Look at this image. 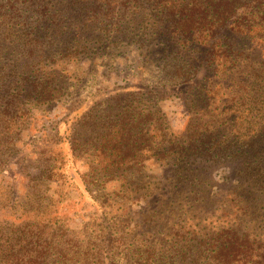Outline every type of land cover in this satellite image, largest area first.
Segmentation results:
<instances>
[{"label":"rangeland","instance_id":"rangeland-1","mask_svg":"<svg viewBox=\"0 0 264 264\" xmlns=\"http://www.w3.org/2000/svg\"><path fill=\"white\" fill-rule=\"evenodd\" d=\"M92 1L95 3L93 7L73 5L75 12L84 9L88 24L94 15L103 18V9L107 12L113 8L117 16L112 20L106 18L108 25L105 29L88 33L80 40L88 45L87 49L93 50H81L77 56H38L41 49L47 53L58 47L43 27L36 28L32 24V28L31 25L0 27V82L6 74L16 77L25 69L30 75L25 81L30 82L27 87L31 88L30 84L43 81L53 69H57L58 83L53 85L62 87L58 92L53 91L51 96L29 98L27 104L23 102L16 110L15 121L12 122V118L8 121L12 124L8 142L5 150L0 152V244H4L0 247V264H14L11 262L13 257L6 256L8 248L23 252V258L17 260V264H54L55 259H50L59 247V231L51 229L55 226H61L65 234L63 240L68 244L76 242L81 245L79 254L70 252L69 256L74 258L68 263L95 264V259L90 254L87 256V250L96 245L93 237L102 222L95 216L97 208L94 204L98 201L105 205L108 222L115 232L113 257L118 264L149 261L147 264H204L203 255L208 248L203 242L205 237L215 236L228 225L238 228L237 236L244 234L251 242L253 238L252 247L264 248V196L255 192L245 198L246 193L239 189L237 194H231L233 188L227 186L224 179L228 171L226 164L213 165L211 176L214 181L207 193L196 196L197 192L182 191L179 196L173 195L168 200L161 189L166 183L165 175L171 177L176 168L169 158L144 161L139 167L143 188L135 191V166H128L131 162L124 165L128 167L118 170L125 171L124 175L96 180V176L87 175L95 162L90 163L88 153H81L72 166L86 174L95 202L75 186L65 172L70 164L66 137L74 132V126L80 130V136L95 135L90 124L98 116L127 106L125 102L115 106L116 96L122 98V94L137 86L164 85L167 78L166 67L158 61V55H148L145 47L132 38L135 34V20H131L135 15V0ZM73 11L71 16H78L73 15ZM63 25H66L64 20L61 27ZM91 25L98 27V24ZM103 26L100 24L99 27ZM99 41H103L101 48L97 47ZM71 47L72 44L68 43V51ZM224 81L227 82L222 79L210 92V96H214H211L215 101L213 107L218 106L220 110L232 104L227 97L230 87ZM9 90L12 89L9 87ZM106 98L110 99V105L102 102ZM140 107L145 111L158 108L163 113L164 127H168V132H182L187 123L197 117L187 96L177 90H167L149 102L144 100ZM86 113L87 118L83 121L88 123L84 124L81 117ZM228 124L230 128L232 123ZM74 168L69 171L74 173ZM221 191V195L207 200L209 193ZM158 193L162 194L161 198L152 202ZM148 200L151 202L147 203ZM29 208L31 216L22 220ZM42 226H46V231ZM46 245L48 259L45 261L42 249ZM72 249L76 250L70 247ZM92 249L89 253L93 252ZM149 249L153 250V256L146 262L138 253ZM183 252L187 253L186 256H176ZM28 256L38 258L35 262L26 261Z\"/></svg>","mask_w":264,"mask_h":264},{"label":"trees","instance_id":"trees-1","mask_svg":"<svg viewBox=\"0 0 264 264\" xmlns=\"http://www.w3.org/2000/svg\"><path fill=\"white\" fill-rule=\"evenodd\" d=\"M74 4L93 7L95 3L92 0H0V27L24 28L31 24L36 28L43 27L58 47L47 53L41 49L38 56H77L81 50H93L87 49L88 45L80 40L88 33L105 29L108 25L106 18L112 20L117 15L113 8L107 12L103 9V18L94 15L88 24L84 9L75 12ZM63 9L66 11L63 12ZM71 11L78 16L72 17ZM62 20L66 25L61 27ZM131 20H135L132 38L145 47L148 55H158V61L166 67L165 84L137 86L122 94V98L116 96L115 106L124 102L127 106L122 105L116 111L98 116L90 124L95 135L80 136V130H76L75 126L72 128L74 132L66 137L65 143L70 158L65 172L75 186H79L95 202L86 174L72 166L78 156L86 152L91 158L90 163L95 162L87 175L96 176V180L105 181L115 175H124L125 171L118 170L135 166V191L143 188L139 167L144 161L169 158L176 168L172 170L171 177H164L166 183L161 190L163 195H167V200L173 195L179 196L182 191L197 192L196 196L207 193L209 186L213 185L212 167L216 164H226L228 171L224 179L227 186L233 188L231 194H237L239 189L246 193L245 198L255 192L264 196V0H135V15ZM92 23L98 24V27L92 26ZM100 24L104 26L99 27ZM70 36L72 39H68ZM100 42L98 48L103 44V41ZM68 43L72 44L71 51L67 49ZM22 70L24 73L16 77L6 74L0 82V152L5 150L8 142L12 126L8 121L11 118L12 122L15 121L16 110L23 102L27 104L29 98L51 96L53 91L58 92L62 88L53 85L58 83L57 69H53L51 76L43 81L30 84L31 88L27 87L30 82L25 81L30 75ZM24 74L26 77H23ZM222 79L227 80L224 82L230 87L227 97L232 103L225 106V110L213 107L214 96H210ZM167 90L182 92L190 106L195 107L197 117L189 121L182 132H168V127H164L163 113L158 108L145 111L144 107H140L144 100L149 102ZM108 101L110 99L106 98L102 102H106L107 106L110 105ZM85 116L81 117L82 121L87 118V113ZM229 122L232 123L230 128ZM128 162L131 164L124 166ZM71 167L75 169L74 173L69 171ZM167 172L165 170V174ZM222 192L209 193L207 200ZM161 196L158 193L152 202H157ZM94 206L97 208L96 219L102 222L93 237L96 245L87 250V256L90 254L95 264H118L113 257L115 232L108 222L106 207L99 201ZM30 212L29 208L22 220L30 217ZM42 228L46 231V226ZM51 229L59 231V247L52 253L50 261L55 259L54 264H75L68 263L74 258L69 254L71 251L79 254L81 245L64 241L61 226ZM237 230L228 225L215 236L205 237L203 242L208 248L203 255L204 264H264V248L252 247L254 239L251 238V242L244 234L237 236ZM42 236L45 234L42 233ZM3 245L1 243L0 247ZM46 247L48 245L42 249L45 261L48 259ZM70 247L76 250H70ZM91 249L93 252L89 253ZM143 252L139 251L138 256L146 262L152 258V249L145 254ZM5 253L13 257L11 262L14 264L23 258L20 249L8 248ZM183 254L186 256L187 253L176 256ZM37 258L28 256L26 261L35 262Z\"/></svg>","mask_w":264,"mask_h":264}]
</instances>
